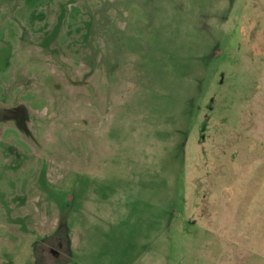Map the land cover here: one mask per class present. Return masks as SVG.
Here are the masks:
<instances>
[{"label":"rangeland","instance_id":"obj_1","mask_svg":"<svg viewBox=\"0 0 264 264\" xmlns=\"http://www.w3.org/2000/svg\"><path fill=\"white\" fill-rule=\"evenodd\" d=\"M0 264H264V0H0Z\"/></svg>","mask_w":264,"mask_h":264}]
</instances>
